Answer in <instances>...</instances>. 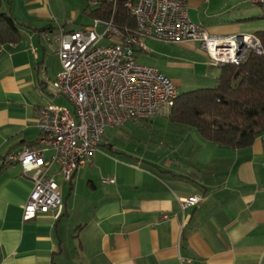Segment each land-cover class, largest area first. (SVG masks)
<instances>
[{
	"label": "crops",
	"instance_id": "crops-1",
	"mask_svg": "<svg viewBox=\"0 0 264 264\" xmlns=\"http://www.w3.org/2000/svg\"><path fill=\"white\" fill-rule=\"evenodd\" d=\"M76 6L0 0V13L14 18L21 34L18 43H0V264H264V133L235 149L203 139L169 114L117 126L129 136L135 128L148 131L142 150L105 143L103 135L71 182L51 162L48 173L61 180L62 205L23 220L33 180L5 156L24 147L42 149L49 162L54 156L39 143L35 118L48 103L64 106L58 95L49 100L45 79L61 69L60 33L94 23L89 10L92 23H76ZM198 7L189 0L188 15L210 34L244 32L231 22L206 26ZM144 43L147 50H136V61L156 67L178 93L215 86L219 67L199 43L170 44L173 52L153 39ZM192 195L202 200L182 208L179 199Z\"/></svg>",
	"mask_w": 264,
	"mask_h": 264
},
{
	"label": "built area",
	"instance_id": "built-area-1",
	"mask_svg": "<svg viewBox=\"0 0 264 264\" xmlns=\"http://www.w3.org/2000/svg\"><path fill=\"white\" fill-rule=\"evenodd\" d=\"M188 1L128 0L125 6L137 24L134 32L116 26L111 17L60 33L61 69L53 80L45 79L46 90L63 96L71 107L48 104L38 109L35 118L39 143L53 149L54 156L49 162L43 150L34 147L5 156L6 161L18 162L22 173L33 180L23 220L62 205L59 185L48 173L51 162L59 166L63 181L71 182L74 172L97 151L107 128L170 113L178 95L175 84L156 67L136 61V50H147L144 39L197 42L214 66L240 65L251 55H264V45L254 33L213 35L193 22ZM252 1L264 5V0ZM99 24L104 26L101 32ZM201 200L199 195L179 199L182 208Z\"/></svg>",
	"mask_w": 264,
	"mask_h": 264
},
{
	"label": "trees",
	"instance_id": "trees-1",
	"mask_svg": "<svg viewBox=\"0 0 264 264\" xmlns=\"http://www.w3.org/2000/svg\"><path fill=\"white\" fill-rule=\"evenodd\" d=\"M87 1L93 18L113 17L116 26L135 31L136 20L125 6L128 0ZM254 34L264 45V29ZM20 37L15 19L0 13V43H18ZM218 67L215 86L178 93L168 117L217 145L247 147L264 133V55H251L240 65Z\"/></svg>",
	"mask_w": 264,
	"mask_h": 264
},
{
	"label": "rangeland",
	"instance_id": "rangeland-1",
	"mask_svg": "<svg viewBox=\"0 0 264 264\" xmlns=\"http://www.w3.org/2000/svg\"><path fill=\"white\" fill-rule=\"evenodd\" d=\"M69 1L72 2L74 6L78 5L76 6V9L78 10V20L76 21V23H80L83 25H88L89 23L91 24L92 21L89 18L88 13L85 12V10H88L86 8L88 3L87 0H83L81 6L79 4V0ZM196 1L199 2V7L197 11L199 13L200 20L205 23L206 26L223 22H231L239 24L241 26L244 32L241 31L239 33H254L257 30L264 29V5L256 4L252 0ZM78 7H80V9ZM91 7H94V5H92ZM103 29L104 26L102 24H99V26L97 27V31L101 32ZM165 44L166 45H163L166 48L165 52H173L174 50H177L176 46H170V44L168 43ZM148 46L154 49V47L150 44ZM138 61L142 62L141 60ZM215 72H217V74L219 75V68H216ZM53 96L54 95H51V97H49V100H51ZM56 97H59V99L61 100L60 102H58V104L64 105L68 108L71 107L69 102L63 96L58 95ZM126 130L127 129L124 127H113L110 129H106V132L104 134L105 143L111 141L112 143L117 144V147H123L126 145L129 148H132V146H137L139 150H142L146 145L145 141H148L147 136H149L150 133L143 129L139 130L135 128L133 135L129 136L127 135L128 133H126ZM152 136V140L157 139L155 133H152ZM56 181L61 184V180L59 178H56Z\"/></svg>",
	"mask_w": 264,
	"mask_h": 264
}]
</instances>
